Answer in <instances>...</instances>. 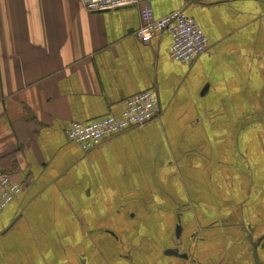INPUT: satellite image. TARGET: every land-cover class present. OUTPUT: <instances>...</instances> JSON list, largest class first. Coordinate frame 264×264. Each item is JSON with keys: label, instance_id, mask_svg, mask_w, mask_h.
I'll return each mask as SVG.
<instances>
[{"label": "crops", "instance_id": "1", "mask_svg": "<svg viewBox=\"0 0 264 264\" xmlns=\"http://www.w3.org/2000/svg\"><path fill=\"white\" fill-rule=\"evenodd\" d=\"M144 5L197 21L207 53L140 41ZM145 90L155 120L87 151L65 136ZM2 175L22 189L0 264H264V0H0Z\"/></svg>", "mask_w": 264, "mask_h": 264}, {"label": "built area", "instance_id": "2", "mask_svg": "<svg viewBox=\"0 0 264 264\" xmlns=\"http://www.w3.org/2000/svg\"><path fill=\"white\" fill-rule=\"evenodd\" d=\"M90 13L108 12L139 6V0H80ZM140 26L137 38L148 42L166 32L171 39L168 55L173 61L191 63L208 51V39L199 23L181 10L156 17L152 8H139ZM160 106L153 90L140 92L125 102L119 117L107 115L92 121H71L64 129L65 136L82 150H90L103 140L155 120ZM22 186L8 175L0 176V212L21 192Z\"/></svg>", "mask_w": 264, "mask_h": 264}, {"label": "water", "instance_id": "3", "mask_svg": "<svg viewBox=\"0 0 264 264\" xmlns=\"http://www.w3.org/2000/svg\"><path fill=\"white\" fill-rule=\"evenodd\" d=\"M179 231H180V227H178V228L176 229L177 235L179 234ZM169 253H173V252H169Z\"/></svg>", "mask_w": 264, "mask_h": 264}]
</instances>
